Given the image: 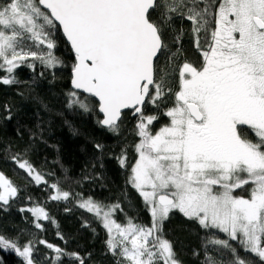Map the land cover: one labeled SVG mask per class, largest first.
Listing matches in <instances>:
<instances>
[{"label": "snow or ice", "instance_id": "obj_1", "mask_svg": "<svg viewBox=\"0 0 264 264\" xmlns=\"http://www.w3.org/2000/svg\"><path fill=\"white\" fill-rule=\"evenodd\" d=\"M174 17L191 22L201 61L183 58L175 66L182 58L184 30L176 34ZM55 22L76 56L67 106L90 110L76 90L97 97L104 116L98 123L114 134L120 132L124 110L137 118L138 159L128 182L143 198L151 225L133 217L117 222L115 213L123 212L119 203L76 200L106 229V247L118 257L117 264H184L164 232L174 210L225 235L206 238L203 264H224L225 256L231 257L227 264H254L240 257L232 241L264 264V0H0V70L6 73L0 84L19 83L15 70L27 64L34 71L37 61L54 74L62 64L52 51ZM165 56L169 71L161 67ZM149 106L157 114H147ZM5 111L11 120L10 106ZM161 116L168 122L154 130ZM95 148L103 153L104 145ZM10 159L35 184H48V174L37 171L22 153ZM117 159L126 165V149ZM49 187L54 190L50 200L72 197L59 181ZM20 191L0 171V206L6 210ZM19 211L32 213L38 230L43 231L42 220L56 224L44 207ZM83 226L90 227L87 221ZM57 236L64 240L59 231ZM37 244L53 255L41 258ZM0 248L14 250L26 264H61L64 257L85 264L86 259L44 239L21 247L18 238L0 234Z\"/></svg>", "mask_w": 264, "mask_h": 264}, {"label": "trees", "instance_id": "obj_2", "mask_svg": "<svg viewBox=\"0 0 264 264\" xmlns=\"http://www.w3.org/2000/svg\"><path fill=\"white\" fill-rule=\"evenodd\" d=\"M173 23L176 34L180 33L181 28L184 30L182 58L175 61V66L178 67L183 58L190 62L201 61L202 57L191 37V22H182L179 17H174ZM55 25L52 39L56 46L52 51L62 64L54 70V74L53 70L43 67L37 61L34 71L27 64L15 70L19 83L0 84V171L21 189L18 197L10 201V207L5 210L0 206V234L7 238H18L21 247L29 240H47L68 252H79L85 256V264H117L118 257L109 253L106 247V229L93 214L77 207L76 200L92 197L104 204L119 203L123 212L115 213L117 222L124 224L126 217H133L136 223L151 225L152 218L143 198L128 182L132 167L138 159L135 151L139 141L135 133L137 118L131 111L124 112L120 132L114 134L98 123L102 116L98 111V103L92 97L77 92L88 103L90 110L87 112L67 106L66 93L73 90L71 79L75 56L60 27ZM171 37L172 34L169 40ZM169 47L172 51L176 50L174 43H169ZM166 60V56L161 57L163 71L170 70ZM5 74L0 70V76ZM175 83L173 80V86ZM5 105L12 109L11 120L5 119ZM147 114L157 113L149 106ZM167 122L168 118L161 116L158 122H154V130ZM244 130L249 138L256 139L250 128L245 127ZM97 143L104 145L103 153L95 148ZM122 149L127 152L124 167H121L117 159ZM17 152L22 153L23 158L37 171L48 174L45 176L47 185L35 184L27 172L10 159V155ZM57 181L64 191L72 193L68 201L49 199L54 191L49 185ZM237 193L242 195L243 192L237 190ZM33 206L44 207L59 227L50 220H42L43 231L38 230L34 226L32 213L19 211L22 207ZM66 208L70 211H65ZM84 221L90 227H84ZM57 231L63 235V241L57 236ZM164 232L166 238L174 242L175 250L184 264H203L205 254L202 245L206 238L213 234L220 239L226 238L218 230L201 228L177 210L165 221ZM231 243L237 247L241 258L251 259L254 264H258V258L246 254L237 242ZM37 249L41 258L53 255L43 245L37 244ZM208 251L210 255H216L214 249L209 248ZM194 252L199 255H194ZM88 253H91L90 257ZM223 259L224 264H227L231 257L225 256ZM0 264L26 262L17 253L0 248ZM61 264H78V261L64 257Z\"/></svg>", "mask_w": 264, "mask_h": 264}, {"label": "water", "instance_id": "obj_3", "mask_svg": "<svg viewBox=\"0 0 264 264\" xmlns=\"http://www.w3.org/2000/svg\"><path fill=\"white\" fill-rule=\"evenodd\" d=\"M45 10H46V11H50V10H47V9H45ZM55 23L60 27V30H61V32H62L64 38L66 39L67 43L70 45L71 50H72V52H73V54H74V56H75V52H74V49H73L72 46H71V42L67 39L66 35L64 34L62 26L59 24V22H55ZM75 63H76V56H75ZM72 75H73V72H72ZM71 87L73 88V85H72V79H71ZM76 91L79 92V93H81V94H84V95H86V96L92 97L93 99L96 100V102L98 103V111H99V113L101 114L102 119H103L104 116H103V114H102V113L100 112V110H99V99H98L97 97H94L93 95H91V94L85 92V91L82 90V89H81V90H76ZM126 111H131V110H124V112H126Z\"/></svg>", "mask_w": 264, "mask_h": 264}, {"label": "rangeland", "instance_id": "obj_4", "mask_svg": "<svg viewBox=\"0 0 264 264\" xmlns=\"http://www.w3.org/2000/svg\"><path fill=\"white\" fill-rule=\"evenodd\" d=\"M242 195L244 194V192L243 193H241ZM5 250V249H4ZM7 251H13V252H15L14 250H11V249H7ZM16 253V252H15Z\"/></svg>", "mask_w": 264, "mask_h": 264}]
</instances>
